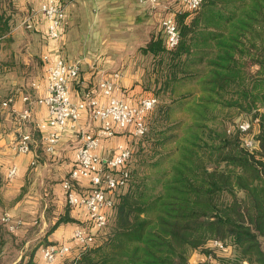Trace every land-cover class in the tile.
<instances>
[{
  "label": "trees",
  "instance_id": "trees-1",
  "mask_svg": "<svg viewBox=\"0 0 264 264\" xmlns=\"http://www.w3.org/2000/svg\"><path fill=\"white\" fill-rule=\"evenodd\" d=\"M190 13H176L175 48L153 35L140 48L152 56L148 84L166 99L147 114L107 225L63 264H189L193 251L197 264H212L209 255L264 264V0H203L188 22ZM11 28L0 0V36ZM185 80L196 90L177 94ZM175 106L185 118L172 119ZM232 110L256 122L258 148L244 146L245 118L232 122ZM69 221L57 218L48 233ZM5 230L0 222V256Z\"/></svg>",
  "mask_w": 264,
  "mask_h": 264
},
{
  "label": "crops",
  "instance_id": "crops-1",
  "mask_svg": "<svg viewBox=\"0 0 264 264\" xmlns=\"http://www.w3.org/2000/svg\"><path fill=\"white\" fill-rule=\"evenodd\" d=\"M59 1L66 4L68 11V22L59 38L51 39L47 36L46 18L39 11L45 0H18V3L23 5V9H26L23 22L29 16L33 22V27L29 28V33H26L28 39L23 40V44H8L3 40L7 35L13 37L17 30L11 29L0 36V102L10 100L8 108L0 107V173L2 179L8 182L5 185L8 188L7 194L20 197L16 202V208L20 210L19 214L31 218L29 213L35 212V205L41 204L45 212L51 203L56 206L59 217L73 218L74 221L60 223L52 232L47 233L46 241L71 243L75 246L72 239L73 231L76 227L87 224V214L85 210L67 204L62 180L69 175L74 165L75 153L81 141L80 130L95 131L98 123L91 119L89 111H85L78 128L65 129L55 151L46 152L42 139L43 132L36 124L45 121L49 116L47 106L36 102L38 97L47 95L46 64L43 55L48 54L52 59L63 57L80 60V74L71 83L70 88L74 102L82 100L85 92L94 88L100 78L111 77L115 71H120L122 74L117 81L120 89L115 92L119 98L134 104L144 94L138 93L141 89L142 77L140 68L134 67L130 70L126 61H122L124 58L122 51L120 56L122 62L117 68L112 64L114 62L112 51L106 49V44L110 42L113 34V31L110 34L109 27L116 25L113 21H119L116 23L123 27V22H127L125 18L132 3L129 0ZM137 4L142 8L143 15L153 14L150 16L156 18V15L161 17L160 15L164 13L162 8L152 10L148 4H142L139 0ZM115 30V35L122 37V30L116 28ZM33 83L38 87H34ZM24 95L30 97L31 103L24 101ZM96 96L102 102L108 101V98L99 92H96ZM27 105L32 108L33 117L29 121L19 122L12 110L20 111ZM22 133L31 134L35 140L28 153H17L14 149V144ZM132 138L134 137L131 131L118 129L114 136L101 141L97 152L110 157L119 143L130 142ZM12 166H16L17 171L13 178L8 179L6 174ZM89 185L88 180L82 179L76 187L79 191L85 192L89 190ZM23 221L21 231L26 229L24 226L27 221L25 219ZM41 248L42 245L32 257L33 264L64 263V256H59L54 263L46 262L40 252ZM74 252L69 254L71 258L76 254Z\"/></svg>",
  "mask_w": 264,
  "mask_h": 264
},
{
  "label": "built area",
  "instance_id": "built-area-1",
  "mask_svg": "<svg viewBox=\"0 0 264 264\" xmlns=\"http://www.w3.org/2000/svg\"><path fill=\"white\" fill-rule=\"evenodd\" d=\"M139 1L148 4L152 10L163 9L161 26L169 49L175 48L180 40L176 13L197 10L203 2V0H168L169 2L165 4L160 0ZM66 7V4L59 0H45L39 8V11L45 15L49 38L57 39L61 36L62 29L68 22ZM25 23L28 28L33 27L31 16L25 20ZM43 60L46 64L47 95L38 97L36 102L47 106L49 116L45 121L36 124L43 132L42 139L46 152L55 151L65 129L78 128L85 111H89L91 119L98 123L95 131L80 130L81 141L75 153L74 165L69 175L62 180L67 204L85 210L87 224L74 229L72 239L75 246L71 243H52L42 246L43 258L47 262H55L59 256H66L74 251L78 253L93 244L97 231L105 227L109 221L116 190L126 185L129 178L126 165L132 156V146L127 142H121L116 146L114 154L108 157L97 152L101 141L114 136L118 129L131 131L133 137L144 135L147 131V114L156 106L158 98L155 95H148L134 104L119 98L115 92L120 89L117 81L121 73L115 71L111 77L100 78L94 88L85 92L82 100L74 102L70 88L71 83L80 74V60L63 57L52 59L48 54L43 55ZM33 86L38 87L36 83H33ZM96 92L106 96L108 101H100ZM23 99L31 103L28 95H24ZM9 105V99L0 102L1 108H8ZM12 112L19 122L29 121L33 117L29 105L20 111L13 109ZM238 127L244 133V146L250 150L258 148V142L253 138L256 122L242 119ZM34 142L31 134L22 133L14 144V149L17 153H28ZM16 171V166H12L7 171V178H13ZM82 179L89 181L88 191L82 192L77 189L76 184ZM0 222L10 231H16L24 224L22 218L9 211L1 213ZM212 245L216 250H223L225 246L220 239H215ZM211 257L209 255L208 260H211L212 264H221L220 260Z\"/></svg>",
  "mask_w": 264,
  "mask_h": 264
},
{
  "label": "rangeland",
  "instance_id": "rangeland-1",
  "mask_svg": "<svg viewBox=\"0 0 264 264\" xmlns=\"http://www.w3.org/2000/svg\"><path fill=\"white\" fill-rule=\"evenodd\" d=\"M129 2L132 3V6H130V10L129 13L127 14V18H125L127 22L126 23L123 22V27H120V25H118L119 23L118 24L116 23L119 21L116 22L113 21L114 24L116 25L109 27L110 34L112 31L113 34L110 37L112 38L110 39V42L108 41V43L106 44V49L109 48L110 52L112 51L113 53L112 59L114 60L112 64L117 68L120 67L121 62L124 60L126 61L127 65L130 66V70H132L134 67L140 68L142 77H141V89L140 92L138 93L140 95L144 94L142 97L148 96L150 94L155 95L158 98L157 103H159L162 98L166 99V94L164 96L161 94L160 95L155 94L154 85L148 84L149 82L148 75L149 72H151V68H152V56L144 54L140 48L143 45L147 44V42L149 41L152 35L159 37L162 36L163 38H165L161 26V20L162 17L164 16V13L160 15L161 17L156 15V18L150 16L153 14L143 15L142 8H140L139 5L137 4L138 0H129ZM160 2L161 3L165 2L166 4L169 1L160 0ZM3 8H5V10L12 16L11 29L17 30V33H15L13 37H11V35H7L3 40L8 42V44L10 43L23 44L24 43L23 40H26V38L28 39L26 33H29L28 31L29 28L26 26V23L23 22V18H24L23 14L26 11V9H23V5L22 4L20 5L18 3V0H10V2L9 0H5V1L3 0ZM192 12L187 15L186 20L187 21L189 20L188 22H190V19L194 15H196L194 13L193 15ZM115 28L117 30H122V37H120V35L118 36L115 35L114 33L116 31ZM111 45H113L114 47L112 48ZM121 51L124 57L122 61L120 60ZM175 88L177 89L176 91L177 94H180L182 92L184 93L187 92V90H194L195 84L191 81L185 80L182 81V83H177ZM232 112H233L232 122H236L242 118L248 120L250 118V116L246 113L238 114L236 113L235 110H232ZM185 117L186 116H185L184 108L181 106H175V109L172 110V119L180 120ZM254 131L256 133V128L254 129ZM139 138L140 137H134L130 140V142H127L134 148L135 151L137 150V145L140 140ZM6 183L8 182L3 179L2 184L0 185V212L2 213L4 211H9L16 216L25 219L27 221V224L24 226L26 229H23V231H21L22 228H19L16 232L10 231L8 229L5 230V235H3L5 245L3 248V252L0 256V264H33L32 257L35 255L36 250L40 245L45 246L47 244L57 243V241L56 242L46 241V234L48 233V231H50L52 227V222L54 220L56 221L57 219L56 217H59L60 215H58L57 213L58 210H56V206H53V204L51 203L47 206L45 212H43L44 208L43 206L41 207V204L38 203V205H35L36 206L34 209L35 212L33 214L32 212L29 213L31 218H27V216L19 214L20 210L16 208V202L18 199H20V197L12 194H7L8 188L5 186L7 185ZM98 232L99 230L97 231V234ZM262 247L264 249V241ZM40 252L42 253L41 250ZM216 254L221 257H224V256H228L229 253L225 252V250L224 251L218 250ZM71 259L73 258H71L69 254L64 256L63 258L65 262H69ZM198 261H199V253L197 251H193L189 257L188 262L189 264H197ZM48 263H54V262H48Z\"/></svg>",
  "mask_w": 264,
  "mask_h": 264
}]
</instances>
